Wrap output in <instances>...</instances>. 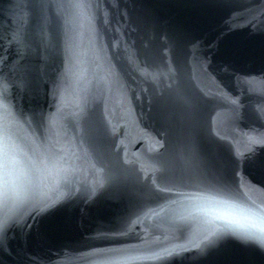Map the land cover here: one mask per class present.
I'll list each match as a JSON object with an SVG mask.
<instances>
[{"label": "water", "instance_id": "water-1", "mask_svg": "<svg viewBox=\"0 0 264 264\" xmlns=\"http://www.w3.org/2000/svg\"><path fill=\"white\" fill-rule=\"evenodd\" d=\"M40 7L0 0V112L25 169L46 173L6 211L0 264L164 248L142 264H264L258 242L191 206L264 209V0H89L68 44Z\"/></svg>", "mask_w": 264, "mask_h": 264}, {"label": "snow or ice", "instance_id": "snow-or-ice-1", "mask_svg": "<svg viewBox=\"0 0 264 264\" xmlns=\"http://www.w3.org/2000/svg\"><path fill=\"white\" fill-rule=\"evenodd\" d=\"M39 17L42 22L48 21L49 6L58 21L65 25V43H69V33L72 27L87 17L84 7L89 0H39ZM70 54V53H69ZM0 88H3L0 82ZM31 168L26 170L23 164V154L18 148L12 132L11 114L6 123L3 113L0 112V228L3 227L5 213L11 215L16 204L21 199L25 185L33 180L39 182L46 178V173L35 162H30ZM179 186L199 188L201 192H211L212 189L204 188L195 183V177L186 174H177L174 178ZM194 214H199L203 223L213 232L217 229L231 231L239 236L255 240L264 247V209L257 212H244L242 210L222 213L218 216L205 213L204 209L210 206H226L225 200H218L212 195H197L191 200ZM217 220L223 223H217ZM175 249L164 248L161 251L148 250H111L96 255L102 259L99 264H142L145 261L159 260L169 255Z\"/></svg>", "mask_w": 264, "mask_h": 264}]
</instances>
